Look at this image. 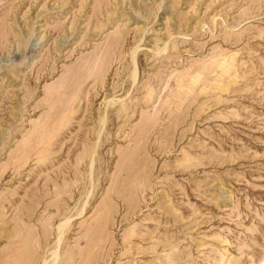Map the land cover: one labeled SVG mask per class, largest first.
<instances>
[{"label":"rangeland","instance_id":"obj_1","mask_svg":"<svg viewBox=\"0 0 264 264\" xmlns=\"http://www.w3.org/2000/svg\"><path fill=\"white\" fill-rule=\"evenodd\" d=\"M0 264H264V0H0Z\"/></svg>","mask_w":264,"mask_h":264},{"label":"bare ground","instance_id":"obj_2","mask_svg":"<svg viewBox=\"0 0 264 264\" xmlns=\"http://www.w3.org/2000/svg\"><path fill=\"white\" fill-rule=\"evenodd\" d=\"M62 228V227H61ZM62 233V232H61Z\"/></svg>","mask_w":264,"mask_h":264}]
</instances>
